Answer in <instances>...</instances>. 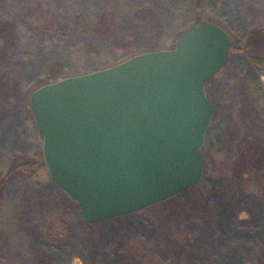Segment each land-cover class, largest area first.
I'll list each match as a JSON object with an SVG mask.
<instances>
[{
  "label": "rangeland",
  "instance_id": "rangeland-1",
  "mask_svg": "<svg viewBox=\"0 0 264 264\" xmlns=\"http://www.w3.org/2000/svg\"><path fill=\"white\" fill-rule=\"evenodd\" d=\"M39 1L50 3L49 16L34 13ZM151 6L162 24L158 35L148 21L143 26L131 16ZM110 8L127 45L119 46L115 35L71 28L80 12L91 26ZM4 17L16 28L17 46L12 64L0 72L15 71L5 85L14 88L17 105L10 112L0 108V179L10 164L27 159L32 176L7 180L0 264H264V169L253 167L256 157L264 165V31L259 39L251 36L255 53L229 52L209 86L213 114L199 184L164 205L102 223H85L35 164L43 137L28 95L43 67L56 60L64 66L60 79L81 76L96 62L86 47H96L97 63L105 68L169 50L178 32L196 20L218 25L235 49L243 48L249 29L264 30V0H2Z\"/></svg>",
  "mask_w": 264,
  "mask_h": 264
},
{
  "label": "water",
  "instance_id": "water-1",
  "mask_svg": "<svg viewBox=\"0 0 264 264\" xmlns=\"http://www.w3.org/2000/svg\"><path fill=\"white\" fill-rule=\"evenodd\" d=\"M230 48L221 27L204 23L173 49L31 94L45 169L85 223L143 211L199 184L213 114L206 82L228 62Z\"/></svg>",
  "mask_w": 264,
  "mask_h": 264
},
{
  "label": "trees",
  "instance_id": "trees-1",
  "mask_svg": "<svg viewBox=\"0 0 264 264\" xmlns=\"http://www.w3.org/2000/svg\"><path fill=\"white\" fill-rule=\"evenodd\" d=\"M0 1L2 2V0H0ZM40 2H43V4ZM49 4L50 3H48V1H39V3H37L34 7V9H35L34 13L41 14V15H44L46 17L49 16L50 13H52ZM80 13H83V14H81V15L78 14L75 16V18H73V22H71V28H73V29L82 28L85 30L90 29L92 31V34L98 35V36L99 35H101V36H103V35H105V36L115 35L118 38H120V39H117L119 46H125L124 44H126L128 42V38L119 34L120 32H118V30H119L118 17H117V14L115 13V11H113V9L111 10V8H110V9H106V11H102V13H100L98 16V18L100 17V20L97 18L96 22L93 23L91 26H90L89 20L86 17V14L84 12H80ZM157 15L158 14L152 8V6L148 7V8L146 7V9L137 8V11L131 12V16H132L133 20L136 22H139L143 26H145V22L148 21L149 22L148 29L152 34H155V35H158L159 34L158 32L162 29V24H161ZM54 22H56V19L54 20ZM57 23H58V20H57ZM201 24H204V22L200 21V20H196V21L192 22L185 29L179 31L178 34L176 35L175 39L177 40V38L179 36H181L185 32H187V31L191 30L192 28H195ZM49 25L51 26V22H49L48 24L45 22L46 28H48ZM262 29H259V28L249 29L248 34H247L248 35L247 44L243 48H238V49H235L231 45L230 55L232 53H234L235 51L242 52V53H248V50L253 51V47H252L253 38L251 36H254V37L256 36L257 39H259L258 37H260V35H262V34H259V32L264 31ZM229 37H230V35H229ZM0 45L3 47L2 49H0V70H2L3 65L12 64L11 61L13 60V57H14L15 47L17 46L16 28L9 18L4 17V18L0 19ZM174 47H175V42H174V44H172V46L169 48V50L173 49ZM86 51L90 55L95 53L94 56H90V57H94L93 61H96V62H94L93 68L88 73L96 72V71L110 67V66H108V67L102 68V67H100V65H98L97 61L99 62L100 56L96 52L95 46L91 45L89 47H86ZM249 53H255V52L253 51V52H249ZM136 55H134V56H136ZM61 63H62L61 60H56V61L52 62L51 64L44 66L42 75L37 77L35 79L34 83L28 88V90H29L28 95H31L34 91H36L37 89H39L42 86L49 85L51 83H54V82L60 80V78H61L60 72H61V69H63V67H64L63 64H61ZM4 68H5V66H4ZM14 74H15V71L14 70L11 71L9 69L6 70V72H4V73H3V71L0 72V96H1L0 97V108L5 112H7V111L10 112V110H13L15 108V106L17 105L16 104L17 101L15 103V101L12 98L13 95L15 94L14 90H13L14 88L10 87L11 86L10 84H9L10 86L8 85L9 87L5 85L6 82L9 83L8 81L11 80V77ZM216 74L209 81L206 82V96H207L208 101L210 102L211 105H213V101L211 99V93L208 89L212 83V80L216 76ZM37 155H38L39 162L38 163L36 162L35 164L38 166L40 165L41 167L45 168L44 162L42 160L41 149H38ZM257 158L258 157H256L255 159L258 163L253 164V167H256L257 171H259L261 169H264V165ZM25 161L26 160H24L23 162H25ZM27 161H28V159H27ZM27 161H26V163H27ZM23 162L21 164H17V165L14 164V162H13V165L10 164V168L7 170L5 176L0 179V213H1V211L3 209V205H4L7 180L9 178H14V179H18V180H28L32 176L31 174H29L27 172V167L24 166ZM189 190L190 189L184 191L181 194H184ZM181 194H179V195H181ZM179 195H177V196H179ZM177 196H175L171 199H168V200H166L160 204L164 205L165 202L171 201L172 199L176 198ZM72 204H74V203H72ZM160 204H158V205H160ZM74 206L77 208V206L75 204H74ZM262 261H264V260H262Z\"/></svg>",
  "mask_w": 264,
  "mask_h": 264
},
{
  "label": "flooded vegetation",
  "instance_id": "flooded-vegetation-1",
  "mask_svg": "<svg viewBox=\"0 0 264 264\" xmlns=\"http://www.w3.org/2000/svg\"><path fill=\"white\" fill-rule=\"evenodd\" d=\"M230 38V37H229Z\"/></svg>",
  "mask_w": 264,
  "mask_h": 264
}]
</instances>
